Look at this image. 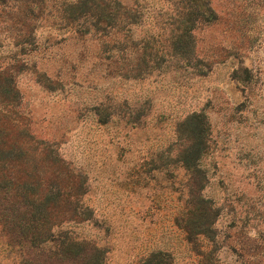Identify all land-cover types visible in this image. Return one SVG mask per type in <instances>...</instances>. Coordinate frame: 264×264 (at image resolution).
Masks as SVG:
<instances>
[{
  "label": "rangeland",
  "instance_id": "1",
  "mask_svg": "<svg viewBox=\"0 0 264 264\" xmlns=\"http://www.w3.org/2000/svg\"><path fill=\"white\" fill-rule=\"evenodd\" d=\"M200 2L0 0V264L46 207L101 264H264V0Z\"/></svg>",
  "mask_w": 264,
  "mask_h": 264
},
{
  "label": "trees",
  "instance_id": "2",
  "mask_svg": "<svg viewBox=\"0 0 264 264\" xmlns=\"http://www.w3.org/2000/svg\"><path fill=\"white\" fill-rule=\"evenodd\" d=\"M191 11H196L199 13L202 20L210 21L213 19V11L209 6L208 0H201V2L193 9V7H189L184 9L180 16H187ZM3 122H7L9 117L2 116ZM19 129H12L7 127L0 128V145L6 143L5 141L12 140L15 136L13 142L7 143L8 145L15 146L16 150L20 153H23L21 146L17 145L22 144L20 135L21 132H18ZM2 146H0V150H2ZM40 150H44L40 148ZM4 171V164L0 163V180H4L5 176L2 174ZM6 199V198H0ZM64 213L62 211H58L56 208L50 209H38L34 208L32 210L25 211L27 221L23 226L27 228V235L24 236V241L27 242L28 245L24 244V246H20L21 248L29 251L22 252V261L23 264H37V259L32 258V255L36 253L37 257L41 259L42 257H47L49 260L56 259L58 261V257L64 255V253H68L73 255L72 262L69 264H101V259L97 256L99 255V250L96 247L90 246L83 248L85 246V242L78 241L76 238L70 236L69 232H66L63 237H60L59 240H56L55 233L60 232V224L61 222H57L55 219V215ZM38 239V242L35 241ZM83 244V245H82ZM58 247L61 248V253L58 252ZM50 248V250H49ZM47 251H43V250ZM88 250V253H86ZM53 251V252H52ZM48 252V255L45 253ZM44 253V254H43ZM21 256V255H20ZM61 263V261H58ZM43 264V263H41ZM62 264V263H61Z\"/></svg>",
  "mask_w": 264,
  "mask_h": 264
}]
</instances>
